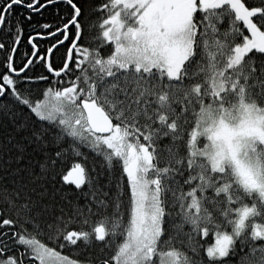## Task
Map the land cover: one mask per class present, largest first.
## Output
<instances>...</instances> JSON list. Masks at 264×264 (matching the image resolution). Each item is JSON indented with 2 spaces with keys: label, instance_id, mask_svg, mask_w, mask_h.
<instances>
[{
  "label": "snow or ice",
  "instance_id": "6c2138e0",
  "mask_svg": "<svg viewBox=\"0 0 264 264\" xmlns=\"http://www.w3.org/2000/svg\"><path fill=\"white\" fill-rule=\"evenodd\" d=\"M0 264H264V0H0Z\"/></svg>",
  "mask_w": 264,
  "mask_h": 264
},
{
  "label": "trees",
  "instance_id": "16d2710c",
  "mask_svg": "<svg viewBox=\"0 0 264 264\" xmlns=\"http://www.w3.org/2000/svg\"><path fill=\"white\" fill-rule=\"evenodd\" d=\"M50 11H51V10H49V9H45V10H43L42 15H43V17H44L45 19H51ZM40 19H41V15H35V16H34V20H40ZM23 52H24V48H23V46H22V47H21V53H23ZM205 240H206L207 243H210V242H211V238H210V237H209V238H205ZM62 254H67V253H62Z\"/></svg>",
  "mask_w": 264,
  "mask_h": 264
}]
</instances>
